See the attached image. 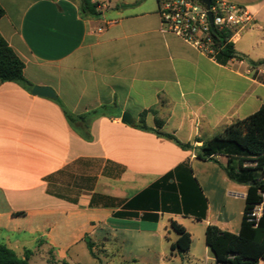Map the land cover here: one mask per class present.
<instances>
[{"label":"crops","instance_id":"obj_1","mask_svg":"<svg viewBox=\"0 0 264 264\" xmlns=\"http://www.w3.org/2000/svg\"><path fill=\"white\" fill-rule=\"evenodd\" d=\"M223 1L253 17L232 38L241 59L226 65L164 33L158 0H92L96 17L82 15L81 0H0V34L25 63V77L59 101L0 81V238H14L5 245L17 248L31 221L82 218L95 228L99 215L111 229L168 216L192 237L185 220L238 233L236 205L247 187L227 177V158L201 160L134 127L147 111L148 127L160 120L161 131L200 147L264 106V0ZM62 106L76 115L106 108L91 125L92 142L71 128ZM124 112L134 125L121 122ZM186 164L206 200L201 221L181 200ZM170 172L175 177L164 182ZM186 198L192 208L200 200L187 191Z\"/></svg>","mask_w":264,"mask_h":264},{"label":"trees","instance_id":"obj_2","mask_svg":"<svg viewBox=\"0 0 264 264\" xmlns=\"http://www.w3.org/2000/svg\"><path fill=\"white\" fill-rule=\"evenodd\" d=\"M217 0H211L214 4ZM83 3L82 15L85 17H96L97 3L92 0H81ZM5 12L0 6V19ZM214 38L219 44L215 61L226 65L233 59H241L232 42L226 39L231 33H220L214 30ZM263 62L253 63L260 65ZM25 63L9 46L0 34V81L2 83H15L28 92H32L34 85L24 75ZM59 103L58 100H56ZM64 115L71 128L86 142H92L91 125L99 117L106 116V108L101 107L86 113L76 115L62 106ZM154 112V111H152ZM148 112L140 115L139 122L135 128L152 132L160 138L166 139L184 151H195L201 160H212L215 156H225L227 164L223 167L227 177L247 187L244 197V210L240 229L238 233L222 231L216 225H208L205 230V242L213 254L217 264H259L264 261V212L256 224L249 217L250 212L258 205L264 206V106L250 117L237 121L228 126L221 135L195 147L191 143L181 142L175 135L161 131L163 122L157 120L155 128L148 127L145 116ZM187 174L186 181H181L180 193L185 213H194L197 220L201 221L205 215L206 200L202 194L197 180L192 176L189 165L181 166ZM175 177L174 172L167 174L162 180L164 182ZM185 182V183H184ZM171 188L175 189V186ZM186 191L200 196V200L193 202L195 207H190V200L186 198ZM193 198V197H190ZM192 202V201H191ZM173 210L179 211L177 197L171 199ZM199 211V212H198ZM171 229L176 233L177 239L170 246L171 256H183L187 254L192 245V236L177 221L171 220ZM89 253L94 258V243L85 239ZM30 251H26L20 257L13 249L5 244H0V264H29ZM62 264H69L64 262ZM130 264V263H123Z\"/></svg>","mask_w":264,"mask_h":264},{"label":"rangeland","instance_id":"obj_3","mask_svg":"<svg viewBox=\"0 0 264 264\" xmlns=\"http://www.w3.org/2000/svg\"><path fill=\"white\" fill-rule=\"evenodd\" d=\"M225 161V159H224ZM236 205L238 225L242 219L244 200L240 197ZM95 228L85 219L70 222L39 223L31 221V231L22 233L17 248L20 257L31 252L29 264H216L205 243V224L185 220L183 223L192 231V246L188 256H171L170 246L177 235L171 229L168 216L159 223H134L111 229L105 215H99ZM36 230V231H34ZM83 232L89 233L95 243V258L90 255L86 243L81 240ZM5 237L7 231L2 233ZM13 236V233H10ZM14 241L0 238V244ZM10 245V244H8Z\"/></svg>","mask_w":264,"mask_h":264},{"label":"built area","instance_id":"obj_4","mask_svg":"<svg viewBox=\"0 0 264 264\" xmlns=\"http://www.w3.org/2000/svg\"><path fill=\"white\" fill-rule=\"evenodd\" d=\"M161 30L173 34L215 60L219 44L214 30L231 33L232 38L251 26L252 14L239 5L217 0L206 10L198 0H158ZM212 15V24L209 20ZM213 25V26H212ZM264 212L263 204L256 206L249 214L251 221L259 222Z\"/></svg>","mask_w":264,"mask_h":264},{"label":"water","instance_id":"obj_5","mask_svg":"<svg viewBox=\"0 0 264 264\" xmlns=\"http://www.w3.org/2000/svg\"><path fill=\"white\" fill-rule=\"evenodd\" d=\"M198 2L206 9L209 10L211 7V0H198ZM81 8H83V3L81 5ZM209 20L212 24V15L209 12ZM213 26V25H212ZM32 94L34 96L42 97V98H48L52 100L57 99V95L55 91L50 87H42V86H34L32 89ZM121 122L126 125H134V119L132 115L128 112H124L121 116Z\"/></svg>","mask_w":264,"mask_h":264}]
</instances>
